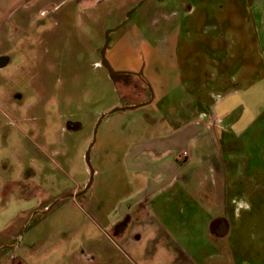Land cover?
Segmentation results:
<instances>
[{"label": "rangeland", "instance_id": "obj_1", "mask_svg": "<svg viewBox=\"0 0 264 264\" xmlns=\"http://www.w3.org/2000/svg\"><path fill=\"white\" fill-rule=\"evenodd\" d=\"M46 2L23 1L24 8L46 11L16 34L22 38L0 67V264H264V0ZM109 29H115L107 50L112 66L142 76L109 77L101 65ZM207 41L229 46L244 59L246 77L255 78L216 106L221 115L231 111L237 125L200 145L199 199L207 205L191 216L179 195L178 208L165 207L169 223L154 221L146 205L134 206L130 238H120L116 230L127 222L113 228L109 215L136 188L111 167L110 155L125 145L115 140L134 123L177 111L180 89L160 104L159 84H179L186 59L206 58ZM201 61L195 68L210 77L215 69ZM182 97L194 119L204 116L191 96ZM141 104L102 120L91 151L94 182L85 194L68 197L90 180L86 152L100 116ZM221 216L231 226L226 238L208 232Z\"/></svg>", "mask_w": 264, "mask_h": 264}, {"label": "crops", "instance_id": "obj_2", "mask_svg": "<svg viewBox=\"0 0 264 264\" xmlns=\"http://www.w3.org/2000/svg\"><path fill=\"white\" fill-rule=\"evenodd\" d=\"M23 1L0 0V56H7V52L20 42L22 36L17 37L18 32L25 33L30 30L29 25L33 20L32 17L34 18L39 13L43 14L46 11L43 6L36 11L27 7L24 8ZM84 1L86 0H81L82 4ZM93 1L97 4L102 0ZM61 2L63 0H47L46 3L59 5ZM6 16L7 19L12 16L13 22L7 23ZM8 31H15L13 35L16 36L8 37ZM194 43L190 42L191 46ZM203 46L206 58L200 61L211 65L215 72L210 77H203L195 68L200 61L192 58L186 59L185 62L189 68L186 67V72L182 74L180 83L171 87L168 81H162L159 84L160 92L157 93V96H161L158 99L161 104L172 97V89H180L181 94L178 102L181 103V106L176 107L177 111L172 116L165 115L154 121L134 123L127 134L115 140L116 144L124 143L125 145L121 154L110 155L111 167H117L118 180L125 181L126 179L122 177L121 173H126L129 180H126L125 183L136 188L135 193L127 195L126 198L115 204V210L109 215L111 227L119 226L125 220L127 222L126 228L123 226L116 230V235L120 238H130V214L134 206L146 205L154 213L151 217L154 221L169 223V220L173 219L172 216L166 214L168 211L165 207L171 202L175 205L179 195L185 198L183 203L189 207L191 216L197 217V211L199 212L201 207L205 208L207 205L206 200L199 199L198 180L200 171H202L198 166L200 145L205 140L206 142H214L222 135L226 137L229 133L227 128H230L232 123L237 125V122L231 123L229 120L231 111L221 115L216 106L222 105L225 96L240 91L245 81L254 77H252L253 74L249 78L246 77L247 70L244 66V59L238 55H231L229 46L224 45L223 42L222 44H212V42L207 41L206 44L203 43ZM188 53L187 47L184 48L183 54L186 56ZM189 61L190 63H188ZM149 79L151 78L147 77V82ZM221 93L222 97H217L221 99L216 102L215 96ZM188 95L194 99L197 109L200 110L199 114L204 116L194 119L191 116L193 109L183 106L186 105V98L182 96L187 97ZM168 110L169 108H167ZM208 113L213 115V121H209L206 117ZM210 124L217 127L218 136L214 135L213 131L211 132ZM225 142L223 143V151L227 150ZM184 152H187L188 156H184ZM208 204L213 207L210 201ZM178 205L181 204L177 203L175 207L178 208ZM94 207L100 209L101 205L97 204ZM213 219L212 214L211 221ZM161 228L160 226L153 228V233L161 231ZM212 231L213 228L208 227L209 234Z\"/></svg>", "mask_w": 264, "mask_h": 264}, {"label": "water", "instance_id": "obj_3", "mask_svg": "<svg viewBox=\"0 0 264 264\" xmlns=\"http://www.w3.org/2000/svg\"><path fill=\"white\" fill-rule=\"evenodd\" d=\"M133 10L130 11V13L128 14V17L130 16V14L132 13ZM115 30V29H109L107 32H106V36H105V44L101 50V65L103 67H105L108 71V74H109V77L114 81V82H117L119 80V78H124L126 75L128 74H131L132 72L131 71H128V70H116L112 64L110 63L109 59L107 58V50L109 48V43H110V33ZM141 105H144V104H141ZM139 107V105L137 106H130V107H116L114 109H112L111 111L109 112H106V113H103L98 122H97V125H96V129H95V135H94V139H93V142L90 144V146L88 147V150L86 152V162H87V166L88 168L90 169V180L87 184V186L80 192H77V193H71L68 195V197H71V198H77L83 194H85L92 186L93 182H94V175H95V170H94V167L92 165V162H91V151H92V148L94 146V143L96 141V133H97V130H98V127L100 125V123L102 122V120L109 114L111 113H114L116 111H119V110H126V109H135Z\"/></svg>", "mask_w": 264, "mask_h": 264}, {"label": "flooded vegetation", "instance_id": "obj_4", "mask_svg": "<svg viewBox=\"0 0 264 264\" xmlns=\"http://www.w3.org/2000/svg\"><path fill=\"white\" fill-rule=\"evenodd\" d=\"M109 61H110V59H109ZM9 62H10V58L8 56H0V67L6 66ZM110 63H111V61H110ZM131 74L136 75L138 77L140 75L142 76V74H140L138 72H132ZM131 74H128V75H131ZM128 75H126L124 78H119V80H122V79L124 80V79L128 78ZM143 79L145 81H147V79H145L144 77H143ZM68 125L70 126V124H68ZM230 233H231V226H230V223L228 222V219L225 216H221L219 218V220L215 223V226L213 227L212 234H214L215 236H217L219 238H226L227 236H229Z\"/></svg>", "mask_w": 264, "mask_h": 264}, {"label": "built area", "instance_id": "obj_5", "mask_svg": "<svg viewBox=\"0 0 264 264\" xmlns=\"http://www.w3.org/2000/svg\"><path fill=\"white\" fill-rule=\"evenodd\" d=\"M183 155H184V156H188V153H187V152H184Z\"/></svg>", "mask_w": 264, "mask_h": 264}]
</instances>
